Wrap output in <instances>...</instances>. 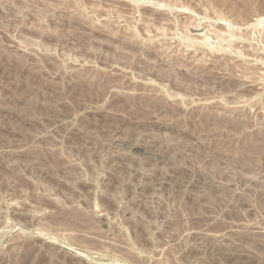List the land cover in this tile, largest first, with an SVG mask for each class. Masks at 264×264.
Returning a JSON list of instances; mask_svg holds the SVG:
<instances>
[{
    "label": "rangeland",
    "instance_id": "rangeland-1",
    "mask_svg": "<svg viewBox=\"0 0 264 264\" xmlns=\"http://www.w3.org/2000/svg\"><path fill=\"white\" fill-rule=\"evenodd\" d=\"M259 18L0 0V264H264Z\"/></svg>",
    "mask_w": 264,
    "mask_h": 264
},
{
    "label": "bare ground",
    "instance_id": "bare-ground-1",
    "mask_svg": "<svg viewBox=\"0 0 264 264\" xmlns=\"http://www.w3.org/2000/svg\"><path fill=\"white\" fill-rule=\"evenodd\" d=\"M264 18H259L257 21L259 22V21H262ZM102 211V210H101Z\"/></svg>",
    "mask_w": 264,
    "mask_h": 264
}]
</instances>
